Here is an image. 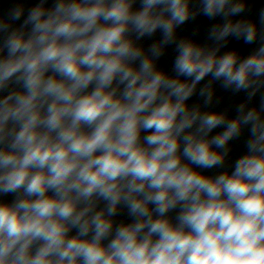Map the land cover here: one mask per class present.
<instances>
[{
  "label": "clouds",
  "instance_id": "1",
  "mask_svg": "<svg viewBox=\"0 0 264 264\" xmlns=\"http://www.w3.org/2000/svg\"><path fill=\"white\" fill-rule=\"evenodd\" d=\"M248 11H0V264H264V8ZM198 17L206 38L182 35ZM216 85L243 98L219 110Z\"/></svg>",
  "mask_w": 264,
  "mask_h": 264
},
{
  "label": "water",
  "instance_id": "2",
  "mask_svg": "<svg viewBox=\"0 0 264 264\" xmlns=\"http://www.w3.org/2000/svg\"><path fill=\"white\" fill-rule=\"evenodd\" d=\"M13 0H0V11H7L9 7L12 6ZM248 15H250L253 19H258L259 11L264 8V0H248ZM212 21L207 20L205 17H198L195 21H189L185 25L181 26L180 33L182 35H187L193 39L197 40H204L207 35V29L210 26ZM199 30L195 36H192V33L196 30ZM230 46H237V47H247L242 44V42L232 41ZM161 65L170 70L171 68V55H167L163 57L160 61ZM216 99L219 100V104H214V107L219 110L228 109L230 107H234L236 103H239L240 100L243 98L242 96L234 97L230 92H226L216 85ZM198 98L193 97L191 102H197ZM259 100L257 98L254 103H258ZM242 151V148L234 149V156L238 155L239 152ZM218 171L217 169L208 170L209 174ZM7 199H11V197H7Z\"/></svg>",
  "mask_w": 264,
  "mask_h": 264
}]
</instances>
